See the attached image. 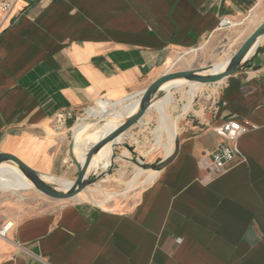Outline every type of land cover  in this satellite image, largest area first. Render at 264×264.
Here are the masks:
<instances>
[{"label": "crops", "instance_id": "crops-1", "mask_svg": "<svg viewBox=\"0 0 264 264\" xmlns=\"http://www.w3.org/2000/svg\"><path fill=\"white\" fill-rule=\"evenodd\" d=\"M250 15L258 23L242 37ZM225 18L235 25L220 28ZM263 21L264 0H18L0 11V153L74 180L63 177L77 168L60 114L86 117L101 101L143 92L173 53L240 48ZM193 101L175 158L129 203L73 198L34 211L2 195L0 229L12 226L0 235V264H264V37L239 72ZM147 113L123 135L144 130ZM232 119L257 128L239 138L231 169L209 181L204 165L223 143L214 128Z\"/></svg>", "mask_w": 264, "mask_h": 264}, {"label": "rangeland", "instance_id": "rangeland-1", "mask_svg": "<svg viewBox=\"0 0 264 264\" xmlns=\"http://www.w3.org/2000/svg\"><path fill=\"white\" fill-rule=\"evenodd\" d=\"M258 20L259 18L255 15H250L249 18H247V20L244 22V27H246L247 30L242 37H245L247 31L254 28L253 26L258 23ZM238 45L239 44L237 43L225 44L219 49V51H214V49L209 44H202L192 51L190 50L173 53L172 56L174 57L171 59L170 66L172 65V63H174V65L171 68L168 67V70L166 72L193 69L204 67L210 63H217L219 61L222 62L234 55V53L239 49ZM209 86L211 87L212 85L205 83V85L198 93L197 89L195 93V95H197H194L195 98H192V101L194 99L193 105L198 104V100H200V98L202 97L203 91L209 88ZM189 88L190 87L187 83L180 84L175 88L173 92V102L169 107L168 124L174 125L176 122H178L180 125V118L183 116H179V114L182 112V106H184L185 103L188 102L187 94ZM148 111L151 112L147 113V117L149 119L146 125L147 127H143L142 129L144 130H141V132H139L138 135L135 136L131 131L130 136H127V139L124 140L125 142L120 143L116 146L114 150L115 158L112 166H110L106 170L101 169L98 172L92 173L90 175V178L94 179V182L90 184L84 191L77 194L82 198L81 201H86L97 205H104L105 207H112L115 205H119L120 203L131 202L146 187V185H135L134 187L129 188V181L136 177V168L143 167V163H158L166 157L165 149L163 147H157L156 140L157 135L155 130L160 123V113L155 108H151ZM136 131L138 132V129ZM150 138L153 139L152 143L148 141L150 140ZM164 140L167 141V136L164 137ZM72 164L74 165L73 162ZM63 177L75 180L77 177V173L63 175ZM144 179L145 174H143V177H141L140 180L143 181ZM15 188L17 187H10L8 190ZM18 188H28L29 190H22L16 193L3 192L0 193V197L2 195H6L16 199L17 196H22L19 201L29 203L33 207L32 210L34 211L49 209L54 203L58 201H73V198L62 200L52 198L40 192L34 186L23 185L21 187L19 186ZM103 194H116V197L113 199V201L100 204L98 203V200L103 199Z\"/></svg>", "mask_w": 264, "mask_h": 264}, {"label": "bare ground", "instance_id": "bare-ground-1", "mask_svg": "<svg viewBox=\"0 0 264 264\" xmlns=\"http://www.w3.org/2000/svg\"><path fill=\"white\" fill-rule=\"evenodd\" d=\"M262 38H259L253 48L249 51L246 58L251 55L255 47L260 43ZM231 58L217 63H211L210 68L205 73H216L223 71L229 64ZM187 83L189 90L187 94L188 102L182 106V112L179 114L184 115L191 110V101L194 97L200 82L190 81L185 78H179L164 83L161 87L164 94L153 101L151 108L154 107L160 113V123L156 127L157 135V147H163L165 149L166 156L171 155L175 150V142L177 139V133L179 131V123L176 122L174 125L168 124L169 119V107L173 102V92L180 84ZM142 92L132 95L118 103L111 101H101L98 106L87 109V113L91 117L105 118V122L98 126L93 127L91 123L85 122L77 124L72 128L74 152L77 159L83 163L86 159L87 152L95 145L98 141L103 139L108 133L116 129L121 125L124 120L136 113L139 109L141 102ZM149 108V109H151ZM89 110V112H88ZM167 136V141L164 137ZM127 136L120 134L115 140L109 141L104 144L91 158L90 164L87 169V174L96 173L99 170H106L112 166L114 162V145L121 143ZM9 169H15L20 172L22 170L14 163L4 162L0 164V191H7L10 187H21L34 186L33 182L22 172L12 174L9 176H2L1 174L8 171ZM137 174L132 180L129 181V188L137 186H144L151 183L154 178L158 175V171L152 169H145L143 167H137ZM145 174V179L140 180ZM43 179L55 185L58 189L67 190L69 189L74 180L57 178L49 174H42ZM125 196V195H124ZM116 194H103V199L98 200V203H108L113 201ZM76 200L81 201L82 198L78 195L74 196Z\"/></svg>", "mask_w": 264, "mask_h": 264}, {"label": "water", "instance_id": "water-1", "mask_svg": "<svg viewBox=\"0 0 264 264\" xmlns=\"http://www.w3.org/2000/svg\"><path fill=\"white\" fill-rule=\"evenodd\" d=\"M263 37H264V21L261 22L254 29V31L248 36V38L244 41V43L240 46V48L234 53V55H232L231 60L227 65V67L221 72L205 73L210 68L211 66L210 63L204 67L180 70L175 72H166L162 76L158 77L142 92L141 102L138 111L133 115L127 117L121 125H119L116 129L108 133L103 139H101L95 145H93L91 149L87 152L86 159L83 163H81L75 156L72 128L77 124H81L85 122L91 123L93 127H98L105 122V118L94 117L91 121H87L85 118H88L89 115L83 117L75 113H72L71 111L62 113L64 115V119L60 124L70 130L69 137L71 140V144H70L69 152L73 160V163L77 168V177L74 180L73 185L67 190L58 189L55 185L46 182L42 177L43 173L29 166L27 163H25L23 160H21L19 157L13 154L0 153V164L4 162L16 164L22 170V172L33 182L34 187L37 190L52 198L55 199L73 198L80 192L84 191L90 184L94 182V179L90 178V175L92 173L89 175L87 174V169L90 164L92 156L104 144H106L109 141L115 140L120 134L127 132L135 124L141 121L143 116L148 112L149 108H151L153 101L164 94V91H162L161 89L164 83L179 78H185L190 81H196L206 84L218 83L219 81L224 80L226 77L239 72L245 66L250 56L249 55L246 58L247 54L256 44L257 40ZM257 46L255 47V49L257 48ZM84 113L87 114V110ZM117 145L118 144L114 145V150ZM177 148H178V142H176L175 150L171 155L166 156L158 163H143L142 166L145 169L161 171L175 158Z\"/></svg>", "mask_w": 264, "mask_h": 264}, {"label": "built area", "instance_id": "built-area-1", "mask_svg": "<svg viewBox=\"0 0 264 264\" xmlns=\"http://www.w3.org/2000/svg\"><path fill=\"white\" fill-rule=\"evenodd\" d=\"M18 0H0V11L4 14H9L15 7ZM235 23L230 19H223L220 24V28L233 27ZM217 83L209 84L216 85ZM64 119V115L60 114L58 117L59 123ZM257 128L256 125L248 120L243 122L239 120H228L214 128L217 135L223 139V143L214 151L210 153V160L204 165L206 177L209 181H212L220 175L227 172L235 160L240 155L238 146L239 138L246 132ZM11 224L7 223L0 229V235L6 236L7 231L11 228Z\"/></svg>", "mask_w": 264, "mask_h": 264}]
</instances>
